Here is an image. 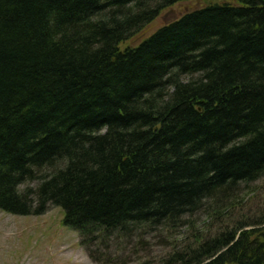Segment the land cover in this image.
<instances>
[{"label": "trees", "instance_id": "16d2710c", "mask_svg": "<svg viewBox=\"0 0 264 264\" xmlns=\"http://www.w3.org/2000/svg\"><path fill=\"white\" fill-rule=\"evenodd\" d=\"M180 1L0 0V209L61 206L96 264L150 236L164 264H264V185L234 199L264 180V0L130 44Z\"/></svg>", "mask_w": 264, "mask_h": 264}, {"label": "rangeland", "instance_id": "374dc122", "mask_svg": "<svg viewBox=\"0 0 264 264\" xmlns=\"http://www.w3.org/2000/svg\"><path fill=\"white\" fill-rule=\"evenodd\" d=\"M213 2L216 1L183 0L174 4L131 38L130 44L137 45L162 25L172 22L190 10ZM263 185L264 180H261L259 183L240 187L239 190L241 191L235 195L234 199L235 201L245 199V202L242 208L237 209V216L245 213V210L248 214H251L250 211L253 212V209H250L251 207L247 205L249 197V203L252 201V195L249 193L253 188H256V193H258ZM26 186L23 185L22 189ZM28 186L36 187L37 184L31 183ZM256 200L259 205L263 204L262 197L261 199L256 198ZM205 211L201 210L193 217V220L196 221L194 222V228L206 229L213 226L212 231L216 232L219 224H224L225 221L215 222L212 225V221L207 217L208 213L206 214ZM64 218L65 211L61 206H53L47 212L39 215H19L0 209V264H96L89 258L86 250L81 245L79 232L65 225ZM239 220L244 221L245 219L241 216L235 218V222ZM190 229V227L186 229V226H184L179 238L186 236L188 232L191 234L192 230L189 231ZM148 243V248L144 250L145 252L142 255L131 256V252L140 249L138 246H132L124 249L126 255L118 254L119 256L122 255L123 258L115 260L113 264H164L171 248L167 249L166 246H161L164 239L159 236H155V238L150 236ZM145 246V244H142L140 247Z\"/></svg>", "mask_w": 264, "mask_h": 264}]
</instances>
